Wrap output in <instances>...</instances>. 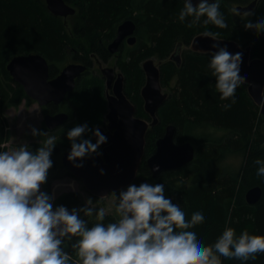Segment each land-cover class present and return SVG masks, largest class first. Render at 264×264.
Here are the masks:
<instances>
[{"label": "trees", "instance_id": "obj_1", "mask_svg": "<svg viewBox=\"0 0 264 264\" xmlns=\"http://www.w3.org/2000/svg\"><path fill=\"white\" fill-rule=\"evenodd\" d=\"M65 1L75 8L71 16L72 33L93 51L104 50L103 44L113 37L119 22L127 18L135 21L136 42L121 53L119 64L126 78L125 92L136 105L138 115L148 117L142 109L140 97L145 78L142 60L148 57L165 59L160 64L161 85H167L171 77H176L175 84L157 111L158 123L146 133L145 152L139 165V175L133 183L138 185L141 177L151 175L145 158L154 151V140L162 135L164 126L174 124L175 141H191L195 146L194 158L177 169L161 172L153 177L154 183H164L165 195L171 197L173 203L187 205L190 214L199 206L206 208L207 218L197 222L205 243L214 242L226 224L234 227L237 235L244 229L264 233V177L256 175L257 166L253 163L257 157L264 158V116L260 114L259 106L250 99L243 83L238 86L236 94L223 95V89L208 67L209 52L186 49L182 52L179 66L168 59L178 42L188 45L193 36L207 30L216 33L217 37L249 45L251 55L264 60V32L257 25L247 23L248 12L237 14L230 6L231 3L246 5L252 0H221L220 11L227 22L224 28L212 23L204 24L206 17H201L200 22L191 26V16L181 22L178 14L184 0ZM254 8L256 11L251 15L264 14V0H257ZM65 25L61 17L49 12L44 1L0 0V144L9 136L4 108L15 107L22 99L30 100L23 87L10 76L7 62L15 54L39 53L49 62V74L54 75L58 66L67 62V47L74 45ZM77 44L84 48L83 43ZM101 98V81L88 78L77 83L67 96L69 103L66 108L72 121L50 132L59 134L58 144L71 147L66 133L75 125L87 122L92 129L101 118ZM229 101L231 104L226 107ZM211 128L223 132L217 135ZM84 136L91 138V131ZM37 148L35 146L30 151ZM2 149L0 147V151ZM228 154L241 156L237 170L222 165ZM255 185L260 186L261 197L255 204H248L244 193ZM84 203L75 191H65L53 201L54 207L62 204L69 209ZM84 218L89 225L95 222L94 215ZM116 219L106 213L104 223ZM66 250L75 255L70 246ZM221 260L222 264H242L236 258L221 257ZM243 264H264V253H258L256 259Z\"/></svg>", "mask_w": 264, "mask_h": 264}, {"label": "clouds", "instance_id": "obj_2", "mask_svg": "<svg viewBox=\"0 0 264 264\" xmlns=\"http://www.w3.org/2000/svg\"><path fill=\"white\" fill-rule=\"evenodd\" d=\"M220 2L184 0L178 19L183 22L191 16V26L206 17V25L227 27ZM247 11V23L264 32V14L251 15L254 7ZM204 35L218 40L216 33L206 30ZM208 52V67L223 95L236 94L248 75L246 48L214 43ZM31 131L33 136H46L35 151L27 144L0 151V264H222L221 257L236 258L243 264L264 253V233L244 229L237 235L227 224L214 242L205 243L197 222L207 218L206 208L199 206L190 214L187 205L173 203L165 195L164 183H131L118 194L113 191L118 219L112 222L104 223L105 209L92 206L90 197L80 207H54V197L42 191L41 185L53 164L50 157L57 138L35 127ZM89 131L95 142L85 138ZM66 135L71 141L67 159L76 167L82 166V158L99 154V146L107 140L99 128L90 129L87 122L73 126ZM77 158H81L79 163ZM253 163L256 175L264 177V158L257 157ZM93 215L95 222L89 225L84 217ZM69 246L74 256L66 250Z\"/></svg>", "mask_w": 264, "mask_h": 264}, {"label": "water", "instance_id": "obj_3", "mask_svg": "<svg viewBox=\"0 0 264 264\" xmlns=\"http://www.w3.org/2000/svg\"><path fill=\"white\" fill-rule=\"evenodd\" d=\"M49 12L54 16H68L75 13V8L65 0H41ZM257 0H252L246 5H236L234 11L237 14L247 13V9L254 7ZM198 0H193L197 3ZM135 21L127 18L121 21L116 30V36L108 44L110 52H115L121 40L127 36V43L135 42ZM214 40L203 33H199L191 39L189 49L206 53L212 49L213 44L223 47L231 44L240 47L236 41L224 37H216ZM246 48L244 60L245 71L248 72L245 81L246 91L250 99L259 106L260 113L264 114V60L251 55L250 46ZM182 44L178 42L169 56V60L181 63ZM216 49H213V51ZM12 79L19 83L25 94L36 101L40 106L48 103L59 104L69 93L73 92L76 79L87 69L83 63L70 62L64 65L58 74L49 77V63L46 58L35 52L19 53L13 55L6 64ZM145 81L140 89L143 100V110L148 119L136 116V107L123 93V77L118 74L113 83V93L107 96L108 111L106 113V130L98 127L107 137L106 142L99 147V154L82 158L81 167H76L67 159L70 149L62 155V163L74 176L80 178L86 190L95 197H105L113 191L126 187L134 182L139 171V165L145 152L146 133L148 129L158 123L157 111L168 96L162 90L160 81L159 64H155L152 57L142 62ZM112 71L106 68L103 73ZM112 77L107 76V86ZM155 85V87H154ZM67 119V113L56 112L43 115V122L48 130L61 126ZM176 127L167 123L161 136L154 140V151L145 158V165L152 177H156L163 171L177 169L188 164L195 153V146L191 141H175ZM96 140V137L94 136ZM81 158H77L79 163ZM159 165V169L154 166ZM100 169H103L101 173ZM248 204H255L261 197V188L258 185L248 188L244 193Z\"/></svg>", "mask_w": 264, "mask_h": 264}, {"label": "rangeland", "instance_id": "obj_4", "mask_svg": "<svg viewBox=\"0 0 264 264\" xmlns=\"http://www.w3.org/2000/svg\"><path fill=\"white\" fill-rule=\"evenodd\" d=\"M230 6H232V9L234 10V7L236 6V3H231ZM62 21L64 20L61 18ZM66 22L68 24L65 25L64 21L63 24L66 27V30L68 31L69 35L71 36V39L74 42L73 46L67 47V51L65 54V57L67 58V62L70 60H73V56L76 52H74L73 48L76 47L77 43H83L84 41L80 38H78L76 35H74L71 31V18L66 19ZM87 48V47H85ZM189 49V44L182 46V51ZM80 51V49H78ZM88 51L86 50V53ZM156 64L164 62L165 59H157L156 57H152ZM115 58L111 59V62L114 61ZM110 62V63H111ZM57 63V62H56ZM61 66V65H60ZM58 66V67H60ZM91 75L89 73L87 76ZM89 78V77H88ZM84 79V78H83ZM86 79V78H85ZM84 79V80H85ZM145 81V78H144ZM176 82V77L173 76L169 79L167 85H162L163 91L169 93L171 91V88ZM65 104H68L69 101H65ZM143 104V100H142ZM43 106H40L36 101L32 99H25L23 100L19 105L15 107H7L4 108L3 113L7 120V127L6 129L9 131V136L6 141L0 144V147L3 148L2 151L5 150H11L12 148L18 147L20 144H27L29 146V150L35 146H41L44 139H46V136H33L32 135V127H35L41 131L43 128ZM143 109V106H142ZM261 114V113H260ZM264 116V114L262 115ZM97 125H100L105 128V123L103 125V117L102 121L98 123H94L92 126V129H94ZM262 127L264 129V119L262 121ZM214 132V134H222V130L217 129V131H214L212 128L210 129ZM48 135H54L56 138L58 137V133L51 134L49 131H47ZM91 138L93 139V135L91 134ZM94 140V139H93ZM69 146H64L61 144H58L56 142L55 147L51 153V159L53 161V168L52 166L49 169L48 172V180L44 182L41 185V190L49 193L56 198L59 194L65 192V191H75L79 194L83 202H85L89 197L92 199V206L98 207V208H104L106 213L112 214L115 218L118 219V214L115 211V203L116 200V194L110 193L105 197H95L91 195L86 188L84 187L82 180L80 178H77L72 173H70L67 168L62 163V154L66 149H70ZM99 149V148H98ZM241 164V156L236 154L227 155L223 162V166L230 167L232 170H237L238 167ZM52 168V169H51ZM139 175V172L137 173L136 177ZM156 178V177H155ZM149 182L154 183L153 177L150 175H144V177H141V182ZM121 189V188H120ZM120 189L116 191L118 194ZM53 199V201H54ZM54 206V205H53Z\"/></svg>", "mask_w": 264, "mask_h": 264}, {"label": "flooded vegetation", "instance_id": "obj_5", "mask_svg": "<svg viewBox=\"0 0 264 264\" xmlns=\"http://www.w3.org/2000/svg\"><path fill=\"white\" fill-rule=\"evenodd\" d=\"M73 14L71 15H68V16H59L61 18H63L64 20V23L65 24H68L66 22V19L68 18H71ZM120 23V22H119ZM118 23V24H119ZM117 24V26H118ZM136 24V23H135ZM117 26H116V29H115V33L113 35V37L108 40L105 44H103V48L104 50L102 51H93L91 50V47L89 48V45L84 43V48L81 49L78 47V45L76 47L73 48L74 52H76L73 56V60H70L68 62H63L62 64H60L57 72L54 74V75H50L49 74V77H53L55 76L56 74L59 73L60 69L70 63V62H76V63H83V64H86L87 65V69L76 79V85L77 83L79 84L81 81H83L85 78L88 79L89 78H92L96 81H101V84H102V105H101V118L99 119L98 122H101L102 121V117H103V125L105 123V128L100 126V125H97L95 128H98V127H102L106 130V126H107V119H106V113L108 111V106H107V96L112 94L113 91H112V87H113V83L114 81L116 80L117 76L119 73H121L122 77H123V93L129 98V96L126 94L125 92V82H126V78H125V74L123 73L121 67H120V58L119 56L121 55V53L128 47V46H132L135 44L136 42V34H135V30H136V25H135V30H134V36H135V42L130 45L127 43V36L124 37L121 42L119 43L118 45V49L117 51L115 52H110L109 49H108V44L114 39V37L116 36V30H117ZM84 41V40H83ZM85 42V41H84ZM183 46V45H182ZM87 47V48H85ZM80 49V51L78 50ZM86 50L88 51L86 53ZM192 51V50H191ZM173 52V50L171 51V53ZM182 48H181V60H182ZM170 53V54H171ZM169 54V56H170ZM169 56H168V59H169ZM112 58H115L114 61L111 62V59ZM149 58V57H148ZM145 60V59H144ZM142 60V62L144 61ZM154 60V59H153ZM172 61V60H171ZM111 62V63H110ZM142 62H141V68H142ZM155 62V61H154ZM174 62V61H173ZM49 63V62H48ZM175 63V62H174ZM156 64V63H155ZM160 64L159 63V68H160ZM176 64V63H175ZM181 64V63H180ZM50 67V65H49ZM111 68L112 71H107V74L103 73V70L106 69V68ZM143 71V69H142ZM89 73H91V75L87 76ZM144 73V72H143ZM110 75V77H112V81L110 83L109 86H107V76ZM145 77V75H144ZM84 78V79H83ZM76 85H75V88H76ZM142 87V86H141ZM74 88V89H75ZM141 89V88H140ZM74 91V90H73ZM72 93V92H71ZM71 93H69L68 95H70ZM59 103V104H54V103H48L46 105H44L42 107L43 109V114H46V113H56V112H65L67 113V119L66 121L61 125H65L66 123H70L72 121L71 119V115L70 113L67 111V104H65L66 102V99H67V96ZM141 97V96H140ZM130 99V98H129ZM25 100V99H22V101ZM21 101V102H22ZM130 101L133 103V101L130 99ZM134 104V103H133ZM135 105V104H134ZM143 106V104H142ZM136 107V105H135ZM137 107H136V116L140 117V118H144V119H148V117H143V116H140L137 114ZM97 122V123H98ZM43 128L46 130V131H49L46 127H45V124L43 122ZM61 126L57 127V128H60ZM55 128V129H57ZM53 129V130H55ZM51 130V131H53ZM49 131V132H51ZM93 139H94V136H93ZM95 141V139H94ZM63 155V154H62ZM62 159V157H61Z\"/></svg>", "mask_w": 264, "mask_h": 264}]
</instances>
